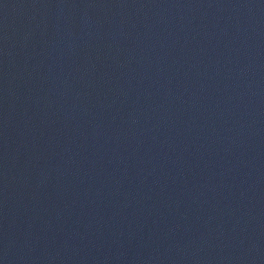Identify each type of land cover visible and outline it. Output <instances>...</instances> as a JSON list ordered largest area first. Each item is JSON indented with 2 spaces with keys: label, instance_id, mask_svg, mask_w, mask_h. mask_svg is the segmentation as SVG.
<instances>
[{
  "label": "water",
  "instance_id": "95a60500",
  "mask_svg": "<svg viewBox=\"0 0 264 264\" xmlns=\"http://www.w3.org/2000/svg\"><path fill=\"white\" fill-rule=\"evenodd\" d=\"M0 264H264V0H0Z\"/></svg>",
  "mask_w": 264,
  "mask_h": 264
}]
</instances>
